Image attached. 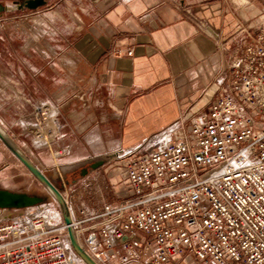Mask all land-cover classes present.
Here are the masks:
<instances>
[{"label":"crops","instance_id":"obj_1","mask_svg":"<svg viewBox=\"0 0 264 264\" xmlns=\"http://www.w3.org/2000/svg\"><path fill=\"white\" fill-rule=\"evenodd\" d=\"M25 1L0 0V105L61 107L58 146L77 162L136 148L177 122L186 131L220 95L245 29L255 27L231 0H45L20 9ZM113 161L65 186L73 213L130 196Z\"/></svg>","mask_w":264,"mask_h":264},{"label":"built area","instance_id":"obj_2","mask_svg":"<svg viewBox=\"0 0 264 264\" xmlns=\"http://www.w3.org/2000/svg\"><path fill=\"white\" fill-rule=\"evenodd\" d=\"M245 31L229 81L186 131L177 122L116 155L126 200L73 213L64 195L76 239L97 264H173L186 256L264 264V26ZM60 111L50 101L35 104L29 115L40 124L29 128L55 142ZM19 211L0 217V264H85L61 211L47 203Z\"/></svg>","mask_w":264,"mask_h":264},{"label":"rangeland","instance_id":"obj_3","mask_svg":"<svg viewBox=\"0 0 264 264\" xmlns=\"http://www.w3.org/2000/svg\"><path fill=\"white\" fill-rule=\"evenodd\" d=\"M235 8L240 12L241 9L249 10L250 32L255 33L258 29L264 26V0H231ZM34 101L29 103L0 105V126L10 136L14 143L23 151V153L46 175L57 188L63 187V195L65 194V183L67 180L72 184L73 180H81L79 167L90 159H94V155H85V161H75L71 154H68L65 149L58 146V140L51 143L50 138L42 132V135H36V127L40 123L35 116H30L33 113ZM60 122L64 125L62 116ZM42 125V124H41ZM40 125V126H41ZM29 126L32 127L29 128ZM63 129V128H62ZM62 133V131H61ZM38 134V133H37ZM47 143V144H45ZM116 161H113V165ZM58 168L59 177L56 179V169ZM114 168V166H113ZM112 168H109L110 170ZM91 171L89 177L93 174ZM100 176L103 177L102 172ZM97 175V174H95ZM63 180V181H62ZM65 180V181H64ZM0 188L28 193L29 195H37L45 197L44 203L49 204L57 211H61L58 203L53 199L50 192L34 178L27 168L2 144L0 141ZM19 210H6L5 214L0 210L1 215H17ZM62 214V213H61ZM4 217V216H3ZM63 218V216H62Z\"/></svg>","mask_w":264,"mask_h":264},{"label":"water","instance_id":"obj_4","mask_svg":"<svg viewBox=\"0 0 264 264\" xmlns=\"http://www.w3.org/2000/svg\"><path fill=\"white\" fill-rule=\"evenodd\" d=\"M46 4L45 0H26L19 5L20 9H38ZM6 11V7L0 5V14ZM213 32V31H212ZM0 141L2 144L27 168V170L38 180L51 194L58 203L63 219L68 225V235L71 245L76 254L85 262V264H97L93 261L79 245L74 230L71 227V214L67 201L63 195V187L57 188L56 185L23 153V151L14 143L10 136L0 126ZM116 158L115 154L97 157L96 164L92 166L93 170L102 168L108 162ZM85 176V173L82 175ZM61 180V178H60ZM65 183L64 185H68ZM46 201L45 197L29 195L28 193L14 192L0 188V210H23L29 207L37 206ZM126 238L123 239V242Z\"/></svg>","mask_w":264,"mask_h":264},{"label":"flooded vegetation","instance_id":"obj_5","mask_svg":"<svg viewBox=\"0 0 264 264\" xmlns=\"http://www.w3.org/2000/svg\"><path fill=\"white\" fill-rule=\"evenodd\" d=\"M96 164V161L95 160H88L86 161L85 163H83L80 167H79V173H80V176H82L84 173H85V176L88 175L91 171H94L92 169V166ZM63 181V180H62ZM65 181V180H64ZM76 180H73L72 182H74ZM66 182L69 183V181L67 180Z\"/></svg>","mask_w":264,"mask_h":264},{"label":"bare ground","instance_id":"obj_6","mask_svg":"<svg viewBox=\"0 0 264 264\" xmlns=\"http://www.w3.org/2000/svg\"><path fill=\"white\" fill-rule=\"evenodd\" d=\"M51 141V140H50ZM45 144H47V143H45ZM4 211H6V210H4Z\"/></svg>","mask_w":264,"mask_h":264}]
</instances>
